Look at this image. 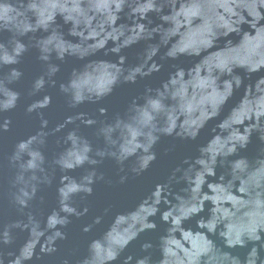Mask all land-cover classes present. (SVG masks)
<instances>
[{
  "label": "water",
  "instance_id": "water-1",
  "mask_svg": "<svg viewBox=\"0 0 264 264\" xmlns=\"http://www.w3.org/2000/svg\"><path fill=\"white\" fill-rule=\"evenodd\" d=\"M0 264H264V0H0Z\"/></svg>",
  "mask_w": 264,
  "mask_h": 264
},
{
  "label": "clouds",
  "instance_id": "clouds-1",
  "mask_svg": "<svg viewBox=\"0 0 264 264\" xmlns=\"http://www.w3.org/2000/svg\"><path fill=\"white\" fill-rule=\"evenodd\" d=\"M152 159H155V155L153 154L152 156L148 157L146 160H145V164H147V162L149 160H152Z\"/></svg>",
  "mask_w": 264,
  "mask_h": 264
}]
</instances>
